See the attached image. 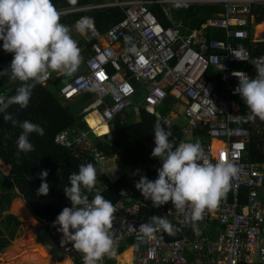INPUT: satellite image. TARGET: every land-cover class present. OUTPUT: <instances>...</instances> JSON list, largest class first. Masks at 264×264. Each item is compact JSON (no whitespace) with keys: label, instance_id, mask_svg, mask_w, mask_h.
<instances>
[{"label":"built area","instance_id":"built-area-1","mask_svg":"<svg viewBox=\"0 0 264 264\" xmlns=\"http://www.w3.org/2000/svg\"><path fill=\"white\" fill-rule=\"evenodd\" d=\"M193 5L220 6L224 12L214 14L201 28L192 29L175 9ZM261 5L264 0H111L57 10L60 16L86 13L75 22L77 30V22L91 21L83 31L78 30L91 46L86 71L66 83L60 97L73 101L92 93L94 97L84 110L85 123L97 114L100 125L108 127L105 134H99L87 123L83 129L61 131L54 139L57 145L79 154L93 153L115 181L120 168L109 166V160L117 155L103 153L91 135L100 143H113L112 131L126 125L119 122L116 126L113 121L125 110L146 108L157 115L172 96L184 103L188 121L186 143H194L197 131L207 132L211 139L222 143V148L215 150L212 142L206 143L202 147L204 156L212 163L230 161L239 169L217 208L206 209L195 228L190 221V207H153L136 189L135 180L120 200L111 202L116 209L110 229L116 255L105 256L100 264H116L126 252H121L122 247L129 241L133 257L127 264H264V164L244 160L250 119L239 107L241 97L235 93L239 79L233 75L243 72L251 78L247 70L235 66L250 61L245 41L264 43V30L257 31L261 24L253 15L254 7ZM154 6L160 8L167 24L152 11ZM97 8H120L124 18L102 33L87 14ZM141 96L142 100L135 101ZM160 167L161 163L153 164L149 170L144 168L142 174L149 172L155 180ZM108 189L109 184L105 183L94 190V196H103ZM152 209L154 215L181 230L182 237L171 240L168 231L160 227L154 238L144 237L139 225L150 222L145 211ZM45 225L64 255L83 264L82 254L64 240L59 225ZM174 231L177 233L175 228Z\"/></svg>","mask_w":264,"mask_h":264},{"label":"clouds","instance_id":"clouds-1","mask_svg":"<svg viewBox=\"0 0 264 264\" xmlns=\"http://www.w3.org/2000/svg\"><path fill=\"white\" fill-rule=\"evenodd\" d=\"M90 24V20L79 21L78 30L83 31ZM0 41L3 42V50L13 54L10 65L0 70V77L8 76L13 81L21 82L15 95H0V113H4V121L22 129L16 142L18 151L31 152L35 149L29 135L35 132L42 136L44 129L29 120L21 122L13 119L7 109L14 104L21 109L27 108L32 90L37 84H45L52 72L72 76L81 63V50L72 38L70 28L60 22V14L52 0H0ZM250 63L255 68L256 76L250 78L243 72H233L239 79L235 93L247 106L249 119L264 121V57H257ZM164 124L170 129L166 120ZM170 136L171 131L165 130L157 121L154 126L155 147L151 156L161 161V167L157 169L155 180L141 176L135 187L145 200L151 201L153 207L158 208L168 202L178 210L190 207V221L195 228L196 222L203 219L206 209L211 211L217 208L239 169L230 161L210 162L199 142H180L174 147ZM100 166L109 177L105 183L109 184L110 189L111 183L116 182L124 171L120 170V176L112 181ZM117 166H120L118 159ZM47 176V170L39 174L41 184L38 195L47 196L49 193ZM69 181L70 187L66 186L63 191L72 206L64 207L53 224L59 225L58 230L63 233L64 240L71 242L73 248L82 254L83 264H100L105 256L116 255L110 235L116 212L112 203L115 202L111 203L105 197L109 189L103 193L107 200L102 195H95L89 201L88 196L82 193V188L92 192L96 185L97 169L93 163L81 164L78 173L69 176ZM46 223H42L41 227ZM157 227L170 234L173 231L169 221L156 215L150 218V222L140 224L139 231L144 237L152 239Z\"/></svg>","mask_w":264,"mask_h":264},{"label":"trees","instance_id":"trees-1","mask_svg":"<svg viewBox=\"0 0 264 264\" xmlns=\"http://www.w3.org/2000/svg\"><path fill=\"white\" fill-rule=\"evenodd\" d=\"M109 1L52 0V3L56 10H59L85 5L104 4ZM152 11L163 23L167 24V21L162 19L158 6H154ZM175 11L186 26L198 29L207 20L212 18L214 14L223 13L224 9L220 6L193 5L191 7L177 8ZM253 15L256 18V23L262 24L264 22V5L254 7ZM79 16L60 17V22L70 27L74 25L75 20ZM89 16L99 31L104 33L108 28L124 18V12L120 8H97L90 11ZM215 34L218 38H223L221 33L215 32ZM2 44L3 42L0 41V70L7 68L13 58V54L3 50ZM245 45L250 52V61L257 57H264V43H252L250 39L245 41ZM87 51L91 53V48L89 47ZM250 61L246 64H237L235 67L247 70L251 78H255L256 71ZM78 73L79 69L73 74V77ZM67 81L66 77H61V79L50 82L45 87L37 84L32 90L27 108L21 109L18 105L14 104L10 105L7 109V112L13 116V119L21 122L29 120L44 129V135L41 136L33 132L28 137L29 141L34 145V151L27 153L18 151L16 142L22 129L19 126H13L11 122L4 121V113H0V160L6 165L11 166L10 173L8 174L0 168V218L9 210V206L14 199L21 198L31 212L28 208L26 211L22 205L16 204L13 207H17V209L21 208L26 219L29 216H33L32 218L35 220L37 218L41 223H53L64 207L72 206L63 189L66 186L70 187L69 176L72 173H78L81 164L93 163L97 169V182L92 192H87V190L82 188V193L87 195L89 200L94 197L95 189L109 181L108 175L101 171L100 164L93 153L87 151L79 154L74 149H67L57 145L54 141L56 135L61 131H73L74 129L86 127L82 121L83 116L78 111V102L66 105L61 103L59 93ZM20 85V81H13L8 76L0 77V95H15L16 89ZM140 95H144V93L141 92ZM139 98H142V96ZM175 101L176 99L172 96L168 98L165 105L159 110L160 117L151 114L146 108L136 109L135 113L139 115L140 119L130 125L127 124L124 127L114 129L112 131L113 143H100L94 134L91 135L94 138V144L103 153L117 155L119 164L130 168L129 171L124 170V173L121 174L116 182L111 183L110 189L105 193V197L111 202L120 200L125 192L131 188L134 181L139 180L141 176L154 180L149 172L139 176L136 168L146 167L149 170L153 164L161 163L158 158L151 156L152 150L155 147L154 126L157 121L165 127V130L171 131L172 136L169 137V140L174 143V147L180 142L187 141L185 128L188 125V121L184 118H177L175 120L170 118V115L177 110ZM238 102L239 107L248 114L247 106L243 100L240 98ZM94 118L91 117L87 121L96 128L99 126V122L97 118ZM165 120L170 124V129L168 125L164 124ZM247 127L250 130V138L247 143L244 160L248 163L262 165L264 164V121H261L259 118L255 120L250 119ZM96 131L99 134H104L108 132V127L100 126L96 128ZM195 135L194 143L199 142L201 147L206 143H210V136L207 132L197 131ZM75 137L76 135L73 136L74 139ZM43 170L48 171L46 180L50 186V190L47 196L37 194V190L41 184L39 174ZM165 206L176 209L171 202H168ZM145 212L147 213V221H150V218L156 213L154 209L146 210ZM3 223L8 236H5V233L0 230V252L9 246L11 241L18 238V231L21 228V220L15 215H8ZM214 227L218 232V225L216 223H214ZM172 228V233L168 232L170 239L181 238L182 231L178 230L174 224H172ZM174 228L177 230V233L174 231ZM129 244H131V241L122 247L121 252ZM48 251V249H41L39 252L26 254L5 264H25L27 263V258H32L34 264H41L43 259L45 260L44 264H61L65 262L64 257L60 261L54 258L51 259ZM0 264L4 263L0 262Z\"/></svg>","mask_w":264,"mask_h":264},{"label":"rangeland","instance_id":"rangeland-1","mask_svg":"<svg viewBox=\"0 0 264 264\" xmlns=\"http://www.w3.org/2000/svg\"><path fill=\"white\" fill-rule=\"evenodd\" d=\"M85 58H86L85 55H81V62L85 61ZM140 99L142 100V98H139V97L135 98V101H139ZM88 104H89V102H86V101L84 102L83 100H78V111L80 114H83V110L86 108V106ZM179 107H180V109H182L184 111L183 105H180ZM179 112H180V110H179ZM87 117L89 118L90 116H87ZM177 117L178 116L175 114H171V116H170V118L173 120L176 119ZM138 119H140V117H139V115L134 114V107H129L127 110H125L124 113H122L120 116H118L117 119H115L113 121V123H115L113 125L117 126L119 122H125L126 125L127 124L130 125L133 122L138 121ZM100 123H101V121L99 122V124ZM0 168H2L7 174L10 173L11 166L6 165L2 160H0ZM123 170H126V169L123 168ZM0 186H1V181H0ZM16 204L22 205L25 210L28 208L26 206V204L24 203L23 199L16 198L10 204L9 210L3 214V217L0 218V230H2L5 233V236H8V232L5 229V225L3 223L4 219L8 215H15L21 220V228L18 231V238L11 241L9 246L7 248H5V250L0 252V262H2L4 264L9 263L13 259H18L21 256L23 257L26 254H30L33 252L34 253L39 252L41 249H48L47 248L48 245L44 246L37 236V231L42 224L39 223L37 219L35 220L34 218H32L33 216L32 217L29 216L26 219V216H25V214L22 213L21 208L17 209V207H15V208L13 207ZM26 211H25V213H26ZM34 223H36L39 226H37ZM38 244H41V245H38ZM48 254L50 255L51 259L52 258L56 259L53 255L50 254L49 251H48ZM60 260H62V259H60ZM64 260H65V262L61 263V264H74L73 261L70 260V258L67 256L66 257L64 256Z\"/></svg>","mask_w":264,"mask_h":264},{"label":"crops","instance_id":"crops-1","mask_svg":"<svg viewBox=\"0 0 264 264\" xmlns=\"http://www.w3.org/2000/svg\"><path fill=\"white\" fill-rule=\"evenodd\" d=\"M85 6H87V5H85ZM81 7H84V6H81ZM64 9H68V8H64ZM64 9H59V10H64ZM84 14H86V13H83V12H81V13H76V14H65V15H61L60 17H65V16H67V17H72V16H76V15H80L79 16V18H81ZM87 14H89V13H87ZM79 18H77L76 20H75V22L79 19ZM75 22H74V25H75ZM262 24H264V22L262 23ZM261 24V25H262ZM74 25H72V26H70L69 28H70V34H71V36H72V38L77 42V44H78V47L80 48V50H81V55H85L86 56V58H85V61H83V62H81L80 63V65H79V73L76 75V76H78V75H80V74H82V73H84L85 71H86V60H87V57L89 56V51H87V49H89V47L91 48V46L90 45H88L87 44V42H86V40H85V38L83 37V35L81 34V33H79V31L75 28V26ZM260 25V26H261ZM104 43V42H103ZM74 75H72V76H65V75H62V74H60V73H57V72H52L51 73V77H50V79L45 83V84H43V86L45 87V86H47V85H49V83L50 82H53V81H55V80H57V79H61V77H66L67 79H68V81L66 82V83H68V82H70V81H72L75 77H73ZM66 83H64V86L66 85ZM63 87V86H62ZM91 94L92 93H88L87 95H89L88 97H87V95H85V97H82V98H78V99H76V100H73V101H63L62 99H61V97H60V93H59V98H60V100H61V103L63 104V105H66V104H68V103H77L78 102V100H81V99H83V101L85 102H89V100H90V98H93L94 96H93V94H92V96H91ZM87 98V99H86ZM175 104H176V109H174V110H176V111H174L172 114H175V115H177L179 118H184L185 119V116H184V111L182 110V109H180V105H183L184 106V103H181L180 101L178 102L177 100L175 101ZM182 107V106H181ZM85 110V109H84ZM84 110H83V114H82V116H83V118H82V121H83V123L86 125V123L89 125V126H92L93 128H94V126L93 125H91L87 120H86V123H85V114H84ZM135 110L136 109H134V114H136L135 113ZM179 110H180V112H179ZM92 117H95V118H97V120H98V122H100V117L97 115V114H93V115H91ZM91 118V117H90ZM186 120V119H185ZM101 125L99 124V126L98 127H100ZM98 127H96V128H98ZM86 128V127H85ZM105 134V133H104ZM109 164L111 165V166H117V159H112L110 162H109ZM109 165V166H110ZM120 167V170L121 171H124L123 170V168H126V170L127 171H129L130 170V168L128 167V166H125V167H123V166H119ZM144 168H146V167H138V168H136V171H137V173L139 174V175H143L142 173H143V169ZM100 169H101V166H100ZM102 171V170H101ZM108 174H110L109 173V171H106ZM119 176H120V173H119ZM129 250H131V249H129L128 247L124 250V251H129ZM123 251V252H124ZM122 252V253H123ZM125 252V253H126ZM124 253V254H125ZM123 254V255H124ZM122 255V256H123ZM133 257V256H132ZM116 264H120V257L118 258V260H117V262H116ZM126 264H127V262H126Z\"/></svg>","mask_w":264,"mask_h":264},{"label":"water","instance_id":"water-1","mask_svg":"<svg viewBox=\"0 0 264 264\" xmlns=\"http://www.w3.org/2000/svg\"><path fill=\"white\" fill-rule=\"evenodd\" d=\"M160 116V114H157V117ZM37 236L44 246L48 245L50 254L53 255L56 259L60 260L64 257V253L59 249V247L51 237L49 231L45 227H41L38 229ZM51 244L53 245V247H51Z\"/></svg>","mask_w":264,"mask_h":264},{"label":"bare ground","instance_id":"bare-ground-1","mask_svg":"<svg viewBox=\"0 0 264 264\" xmlns=\"http://www.w3.org/2000/svg\"><path fill=\"white\" fill-rule=\"evenodd\" d=\"M263 30H264V24H262L261 26L257 27V31L261 32ZM210 142L213 143L215 150H219L220 148H222V143L217 141L216 139H211L210 138ZM51 247H53L52 244H51ZM67 257H69V256H67ZM131 260H132V250H129L123 256L120 257V264H126V262L128 263ZM44 263H45V260L43 259L41 261V264H44ZM25 264H34L33 261H32V258H27V263H25Z\"/></svg>","mask_w":264,"mask_h":264},{"label":"flooded vegetation","instance_id":"flooded-vegetation-1","mask_svg":"<svg viewBox=\"0 0 264 264\" xmlns=\"http://www.w3.org/2000/svg\"><path fill=\"white\" fill-rule=\"evenodd\" d=\"M40 223V222H39ZM42 224V223H41ZM44 224V223H43ZM42 226V225H41ZM44 227L48 230V228L46 227V225H44ZM73 260V259H72ZM74 261V260H73ZM75 264H79L76 261H74Z\"/></svg>","mask_w":264,"mask_h":264},{"label":"snow or ice","instance_id":"snow-or-ice-1","mask_svg":"<svg viewBox=\"0 0 264 264\" xmlns=\"http://www.w3.org/2000/svg\"><path fill=\"white\" fill-rule=\"evenodd\" d=\"M105 131H107V129H105Z\"/></svg>","mask_w":264,"mask_h":264}]
</instances>
